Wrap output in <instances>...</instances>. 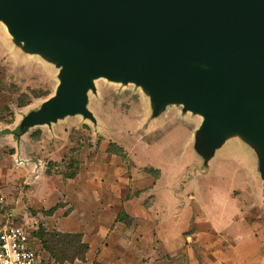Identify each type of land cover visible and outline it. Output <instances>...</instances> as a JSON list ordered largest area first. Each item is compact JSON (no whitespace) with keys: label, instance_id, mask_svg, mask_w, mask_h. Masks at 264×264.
Wrapping results in <instances>:
<instances>
[{"label":"rangeland","instance_id":"374dc122","mask_svg":"<svg viewBox=\"0 0 264 264\" xmlns=\"http://www.w3.org/2000/svg\"><path fill=\"white\" fill-rule=\"evenodd\" d=\"M61 70L53 57L15 45L0 24L1 226L24 225L34 233L40 227L48 232H81L84 242L86 236L98 251L94 249L85 262L64 264H93L100 244L116 248L109 239L119 231L118 222L123 224L120 234L126 245L131 241L128 230L151 214L160 230L168 224L179 232L177 208L164 210L155 196L164 203L167 196L161 193L166 188L180 194L192 188L189 195H199L209 206L229 212L226 206L234 204L237 218L249 223L260 242L251 262L264 264V180L258 175L256 146L234 133L225 134L221 147L206 146L202 117L185 112L183 106L168 105L154 116L152 97L141 86L102 78L94 81L88 95L87 109L95 121L67 116L50 127L28 130L18 143L3 133L57 96ZM79 184L84 185L85 196L71 197ZM155 186L158 193L151 191ZM190 210L194 211L188 215L186 234L194 230L190 220L195 206ZM108 258L118 264L125 260L139 264L141 259ZM41 259V264H58L44 250Z\"/></svg>","mask_w":264,"mask_h":264},{"label":"water","instance_id":"95a60500","mask_svg":"<svg viewBox=\"0 0 264 264\" xmlns=\"http://www.w3.org/2000/svg\"><path fill=\"white\" fill-rule=\"evenodd\" d=\"M1 23L62 67L57 96L3 131L17 143L67 116L95 121L88 95L104 78L141 86L154 116L180 105L202 117L206 146L246 138L264 180V0H0Z\"/></svg>","mask_w":264,"mask_h":264},{"label":"crops","instance_id":"0c3cea01","mask_svg":"<svg viewBox=\"0 0 264 264\" xmlns=\"http://www.w3.org/2000/svg\"><path fill=\"white\" fill-rule=\"evenodd\" d=\"M82 182L81 180L80 183ZM87 183L89 182L87 181ZM191 189L183 190V193L180 194L173 188H166L161 193L167 196V200L164 199L163 201L164 203L160 201L159 195L155 196V199L159 201V207H163L164 210L177 208V215L181 219L179 232L174 227L170 228L168 224H166L167 229L165 225V230L164 228L160 230L161 224L157 226L156 220L151 217L153 216L151 214V216L147 215L138 219L137 227L134 226L128 230L131 241L126 245L123 242L124 237L120 234L123 224L118 222L116 227L119 231L113 234L112 238H108L109 240L113 239L116 248H102L100 244L97 260L104 264H118V261L114 262L108 257L116 258L117 256L130 255L133 257L139 256L141 258L139 264H253L251 262L252 251L260 245V242L254 238L249 223L237 218L236 213L238 210L234 207V204L226 206L229 207V212L222 210V206L214 203V205L209 206L203 198H199V195H189ZM84 191H86L84 185L79 184L78 192L71 197L80 199L85 196ZM151 191L158 193L160 190L155 186L154 190ZM99 193L102 194V192ZM86 198L88 199L89 196H86ZM120 199L119 206L122 205ZM193 199L194 202H192ZM67 201H69L68 198ZM193 206H195L196 211L191 214L190 223L191 226L193 225L194 230L190 234L189 232L186 234L185 229L189 224L187 218L189 213L194 211L190 210ZM252 227L255 226L252 225ZM71 233H77V231ZM84 238L90 246L89 256L93 254L94 249L98 251V246L87 240L86 236ZM157 241L160 242L156 243ZM188 241H191V243H188ZM159 250H163L164 253ZM127 261L125 260L121 264H131Z\"/></svg>","mask_w":264,"mask_h":264},{"label":"built area","instance_id":"2783aa9c","mask_svg":"<svg viewBox=\"0 0 264 264\" xmlns=\"http://www.w3.org/2000/svg\"><path fill=\"white\" fill-rule=\"evenodd\" d=\"M43 248L27 227L0 225V264H41Z\"/></svg>","mask_w":264,"mask_h":264},{"label":"trees","instance_id":"16d2710c","mask_svg":"<svg viewBox=\"0 0 264 264\" xmlns=\"http://www.w3.org/2000/svg\"><path fill=\"white\" fill-rule=\"evenodd\" d=\"M57 207L51 211H56ZM43 250L50 258L58 264L74 263L75 261L85 262L90 251L89 244L84 242L81 233H60L48 232L44 228H39L37 232H33ZM93 264H103L95 261Z\"/></svg>","mask_w":264,"mask_h":264},{"label":"bare ground","instance_id":"6f19581e","mask_svg":"<svg viewBox=\"0 0 264 264\" xmlns=\"http://www.w3.org/2000/svg\"><path fill=\"white\" fill-rule=\"evenodd\" d=\"M196 64H199V65H201L203 67L209 66V64L208 63H205V62H192L190 65L193 67Z\"/></svg>","mask_w":264,"mask_h":264}]
</instances>
